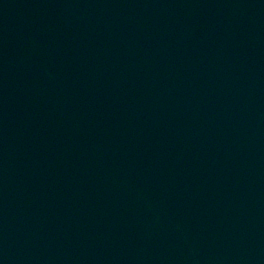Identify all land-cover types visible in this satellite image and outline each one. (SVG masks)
<instances>
[{"label":"water","instance_id":"obj_1","mask_svg":"<svg viewBox=\"0 0 264 264\" xmlns=\"http://www.w3.org/2000/svg\"><path fill=\"white\" fill-rule=\"evenodd\" d=\"M0 264H264V0H0Z\"/></svg>","mask_w":264,"mask_h":264}]
</instances>
